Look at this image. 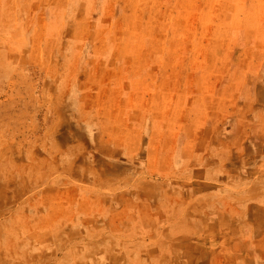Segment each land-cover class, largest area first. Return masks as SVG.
<instances>
[{"label": "rangeland", "instance_id": "obj_1", "mask_svg": "<svg viewBox=\"0 0 264 264\" xmlns=\"http://www.w3.org/2000/svg\"><path fill=\"white\" fill-rule=\"evenodd\" d=\"M242 5L264 10L250 0H0V264L143 260L133 242L110 238L97 197L197 187L181 165L192 138L223 124L222 135L246 100L264 107V93L234 96L264 89V16L225 15Z\"/></svg>", "mask_w": 264, "mask_h": 264}, {"label": "crops", "instance_id": "obj_2", "mask_svg": "<svg viewBox=\"0 0 264 264\" xmlns=\"http://www.w3.org/2000/svg\"><path fill=\"white\" fill-rule=\"evenodd\" d=\"M244 6L225 15L264 16L263 8L246 12ZM251 46L262 48L258 42ZM261 93L264 89L232 95ZM237 106L231 107L222 135L223 124L192 138V155L181 165L191 164L197 187L160 183L111 190L110 199L98 195L110 238L133 242L129 248L143 257L134 264H264V107L247 100Z\"/></svg>", "mask_w": 264, "mask_h": 264}]
</instances>
